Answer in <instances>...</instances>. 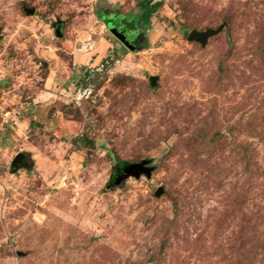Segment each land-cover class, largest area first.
<instances>
[{"label": "rangeland", "instance_id": "374dc122", "mask_svg": "<svg viewBox=\"0 0 264 264\" xmlns=\"http://www.w3.org/2000/svg\"><path fill=\"white\" fill-rule=\"evenodd\" d=\"M142 1L0 0V264H264V0Z\"/></svg>", "mask_w": 264, "mask_h": 264}, {"label": "water", "instance_id": "95a60500", "mask_svg": "<svg viewBox=\"0 0 264 264\" xmlns=\"http://www.w3.org/2000/svg\"><path fill=\"white\" fill-rule=\"evenodd\" d=\"M28 15H33L34 11H26ZM223 28L220 27L217 30H206L204 32H198V31H192L189 36H188V41L189 42H195L200 44L202 47H205L206 44L208 43V40L214 36H216ZM110 31L112 32V34L121 42L123 43L127 48H129L130 50H134V47L127 41L126 36L122 33L119 32L116 27H112V25L110 26ZM56 35L58 37H61L60 35V31L59 29H56ZM150 83L151 86L154 87L156 85L157 82V78L156 77H150ZM25 158V154H18L11 166H12V170L13 171H17L18 169H20L19 164H22L23 159ZM149 162L147 161H143L141 163L138 164H133V165H127L122 174L116 179V181L114 183H112L115 186H119L121 185L125 180L134 177V178H139L142 175H145L146 177H150L151 176V172L152 169L148 167ZM162 193V190L159 189L156 193L157 196H159Z\"/></svg>", "mask_w": 264, "mask_h": 264}, {"label": "trees", "instance_id": "16d2710c", "mask_svg": "<svg viewBox=\"0 0 264 264\" xmlns=\"http://www.w3.org/2000/svg\"><path fill=\"white\" fill-rule=\"evenodd\" d=\"M161 6L160 3H154L152 0H144L138 3V7L140 9L139 20L140 26L144 29H149L151 27V18L158 11V8ZM106 25L113 24V22H104ZM127 166L125 163H119L115 167V176L112 178V182L114 183L116 179L122 174L124 168Z\"/></svg>", "mask_w": 264, "mask_h": 264}, {"label": "flooded vegetation", "instance_id": "af4514ba", "mask_svg": "<svg viewBox=\"0 0 264 264\" xmlns=\"http://www.w3.org/2000/svg\"><path fill=\"white\" fill-rule=\"evenodd\" d=\"M112 23V22H111ZM111 25H113L114 26V24H108V26H109V29H110V26ZM116 27V29L119 31V32H122L125 36H126V39H127V41L132 45V43H133V41H131L130 40V38H129V34L127 33V31H124V30H122V29H120V28H118V26H115ZM112 33V32H111ZM123 44V43H122ZM124 45V44H123ZM133 46V45H132ZM134 47V46H133ZM137 48L136 47H134V50H136ZM28 162V157L27 156H25V158L23 159V162H22V164H19V167H22L24 164H26Z\"/></svg>", "mask_w": 264, "mask_h": 264}]
</instances>
